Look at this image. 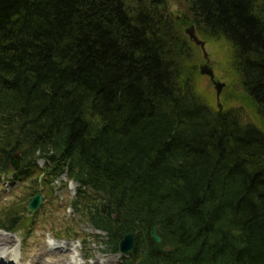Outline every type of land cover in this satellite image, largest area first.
<instances>
[{"label":"trees","instance_id":"obj_1","mask_svg":"<svg viewBox=\"0 0 264 264\" xmlns=\"http://www.w3.org/2000/svg\"><path fill=\"white\" fill-rule=\"evenodd\" d=\"M192 25L232 49L244 106L200 91ZM63 174L112 251L136 233L121 264H264V0H0V178L31 185L0 228Z\"/></svg>","mask_w":264,"mask_h":264},{"label":"rangeland","instance_id":"obj_2","mask_svg":"<svg viewBox=\"0 0 264 264\" xmlns=\"http://www.w3.org/2000/svg\"><path fill=\"white\" fill-rule=\"evenodd\" d=\"M171 6L174 11L179 8L176 3ZM205 43L210 66L215 71V78L224 82L226 86L218 100L212 79L201 73L200 91L207 93V97L216 108L219 107V102L223 109L244 106L236 99L233 100L239 92L235 87L237 82L234 84L231 69L232 49L222 42L205 41ZM200 49L203 58L199 63L201 72V67L206 65L207 59L201 47ZM245 108L250 110L247 106ZM65 175L61 176L63 180L55 183L54 200L50 205L44 199L33 215L28 214L35 217L27 227L16 230L14 234L0 231V238L9 239L11 242L9 247H0V264H121L122 254L112 251L106 245V233L97 230L84 216L74 212L71 203L76 196L78 183L68 181L69 177ZM66 181L67 185H65ZM30 187V182L24 178L16 181L11 175L1 176L0 209L14 201L22 202L25 198L27 199L29 197L27 195L31 194ZM68 227L73 230L70 236L63 232ZM51 231L53 237L50 234ZM21 241H23L22 245H20Z\"/></svg>","mask_w":264,"mask_h":264},{"label":"water","instance_id":"obj_3","mask_svg":"<svg viewBox=\"0 0 264 264\" xmlns=\"http://www.w3.org/2000/svg\"><path fill=\"white\" fill-rule=\"evenodd\" d=\"M186 33L189 35L191 40H193L197 45H199L202 48V50L204 52V56L207 59V63H206V65L201 67V73L208 75L212 79L213 84H214L216 91H217V99L219 100L220 96L222 94V91H223L224 87L226 86V84L224 82L216 80V78H215V71L210 66V59L208 57V52L206 51V48H205L206 43L204 40H202L198 36L197 31H196V27L194 25L187 27ZM219 107H220V110L223 109L222 104L220 102H219ZM11 164H12L13 170L20 169V167H21V155H20V153H16L13 156ZM42 202H43L42 194L38 193L29 203V213L34 214V212H36L37 209L41 206ZM157 231H158V227L153 226L152 231H151L152 235L155 237L157 242H160L161 237L158 235ZM135 240H136V233L135 232H131V233L126 234L120 243V246H119L120 252L122 254H128V253L133 252L135 250Z\"/></svg>","mask_w":264,"mask_h":264},{"label":"bare ground","instance_id":"obj_4","mask_svg":"<svg viewBox=\"0 0 264 264\" xmlns=\"http://www.w3.org/2000/svg\"><path fill=\"white\" fill-rule=\"evenodd\" d=\"M8 245H11V242L9 239L0 238V247H9Z\"/></svg>","mask_w":264,"mask_h":264}]
</instances>
